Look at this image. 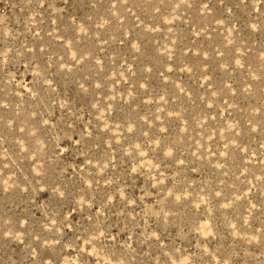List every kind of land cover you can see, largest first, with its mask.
Masks as SVG:
<instances>
[{
  "label": "rangeland",
  "instance_id": "374dc122",
  "mask_svg": "<svg viewBox=\"0 0 264 264\" xmlns=\"http://www.w3.org/2000/svg\"><path fill=\"white\" fill-rule=\"evenodd\" d=\"M0 264H264V0H0Z\"/></svg>",
  "mask_w": 264,
  "mask_h": 264
}]
</instances>
